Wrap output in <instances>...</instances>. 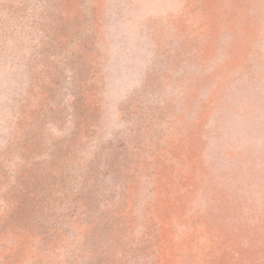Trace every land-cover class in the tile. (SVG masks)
I'll list each match as a JSON object with an SVG mask.
<instances>
[{"label": "rangeland", "instance_id": "rangeland-1", "mask_svg": "<svg viewBox=\"0 0 264 264\" xmlns=\"http://www.w3.org/2000/svg\"><path fill=\"white\" fill-rule=\"evenodd\" d=\"M0 264H264V0H0Z\"/></svg>", "mask_w": 264, "mask_h": 264}]
</instances>
